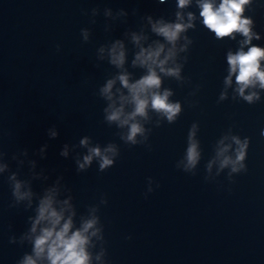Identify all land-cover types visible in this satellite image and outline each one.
I'll return each instance as SVG.
<instances>
[{
  "label": "water",
  "instance_id": "water-1",
  "mask_svg": "<svg viewBox=\"0 0 264 264\" xmlns=\"http://www.w3.org/2000/svg\"><path fill=\"white\" fill-rule=\"evenodd\" d=\"M201 2L191 0L181 9L178 0H0V165H8L0 173V264L35 258L31 228L50 189L53 207L63 214L61 225L71 218L73 231L98 206L108 254L97 260L100 241L90 237V264H264V89L258 84L246 89L245 95L255 91L260 100L244 101L227 61L241 48L264 49V0L244 6L242 17L251 20L255 34L251 44H243L246 37L238 32L235 39H217L203 24ZM212 2L218 6L221 0ZM160 21L193 24L180 34L176 55L165 65L180 66L181 79L157 68L160 91L172 92L169 100L181 103V113L169 124L149 110L150 119L141 122L151 148L129 146L118 135L126 128L104 120L109 102L100 88L122 73L130 82L146 75V68L133 66L142 49L164 44V59L172 45L153 31ZM134 37H140L138 43ZM117 40L125 50L122 69L109 63ZM260 64L264 71V59ZM117 89L128 95L118 80L113 87L118 98ZM190 131L201 154L196 175L183 171ZM234 136L249 141L247 172L232 173L230 180L231 166L221 170L218 151L231 145L225 155L235 159ZM85 137L89 144L82 146ZM109 143L120 148L114 167L101 172L94 158L78 171L76 160L89 148L103 151ZM65 146L67 157L61 155ZM13 173L22 192L32 191L31 206L12 196ZM149 177L155 191L146 198ZM104 197L107 205L100 203ZM45 226L46 221L37 234Z\"/></svg>",
  "mask_w": 264,
  "mask_h": 264
},
{
  "label": "clouds",
  "instance_id": "clouds-1",
  "mask_svg": "<svg viewBox=\"0 0 264 264\" xmlns=\"http://www.w3.org/2000/svg\"><path fill=\"white\" fill-rule=\"evenodd\" d=\"M191 0H178L179 8L186 7ZM249 4V0H221L220 4L216 6L212 0H203L199 4L201 11L200 16L203 17V24L211 32L215 34L217 39L223 37H231L234 32L241 33L246 39L243 44H251L253 36L255 35L251 31V20L242 17L244 6ZM95 13V10H93ZM176 17L182 21L183 16L177 12ZM192 13H188V19H193ZM151 18L149 17V20ZM92 23H95L93 19ZM193 28L191 22L185 24L178 23H163L160 21L152 25V29L159 36H162L172 45V48L168 49L167 55L164 59H160L161 54L165 51V45L157 43L155 48L142 49L135 57L133 66L139 65L142 68L147 69V74L134 82L129 81V74L122 73L113 79H108L107 82L100 88L101 97L108 101L107 107L103 109L104 120L109 124H115L119 129H125L123 133H119V139L124 144L129 146L145 145L149 149L151 144H146L147 136L145 135L146 129L141 122L148 121L149 110L154 111L158 116L165 119L169 124H174L178 120V114L181 113L180 102H170L169 97L172 92L165 88L160 91L162 80L161 76L157 72L162 73L166 77H175L177 80L181 79L180 66L165 67L169 60L173 59L176 55V42L180 38V34L187 29ZM83 39L85 42L89 39V30L84 28L81 30ZM259 39V36L255 37ZM139 42L140 37H134ZM187 39V37H185ZM59 51V45L57 46ZM184 49L181 48V51ZM101 53L104 52V48H100ZM111 65L117 68H123L125 64V50L121 41L117 40L110 49ZM264 59V49L252 46L248 51H244L241 48L235 54L229 53L227 55V61L230 65V70L236 77V82L239 85L237 92L239 96L243 98L248 104H253L255 101L260 100V96L257 92L253 91L249 95H245V90L248 88H255L257 84L261 89H264V71H261V60ZM117 80L120 82L123 89L128 90V95H124L121 89H117L120 93L117 98L113 93V87ZM227 84L232 83V76L229 75ZM225 97L222 95L221 99ZM131 105V111H125V106ZM139 118V119H138ZM159 126V124L157 125ZM261 135H264L262 131ZM51 136L56 137L57 132L51 131ZM138 137L141 139L138 140ZM237 145L235 149V159L232 156L225 155L231 145L223 146L218 151V156L223 157L220 163V168L223 170L231 166V172L229 173V179L231 180L232 173H239L241 171L247 172V167L244 163L249 148V141L245 138L241 141L239 137L232 138ZM223 145V141L220 142ZM82 146L89 144V138L85 137L80 141ZM4 153L0 151V156ZM62 156L67 157L68 151L65 146ZM200 151H198V143L194 140V132H189L188 145L185 149V165L183 171L185 173H191L196 175L193 171L199 160ZM120 157V148L116 143H109L106 148L101 150L99 146L89 148V154L84 155L82 161L76 160L78 165V171H83L92 164L94 158H97L99 171L105 172L106 170L115 166L117 159ZM8 165H0V173L7 169ZM209 170L211 164L208 165ZM207 180V177H205ZM9 185L12 190V196L17 202L28 199L29 206H31L32 191H21L22 183L16 179L15 173L8 177ZM155 181L148 178V188L145 193L147 198L148 194L155 191L153 184ZM159 187V184H156ZM55 190L50 189L48 194L44 196L40 201L37 208L38 215L32 225L31 232L34 235V256L26 255L21 264H37V260L47 259L49 264H90L91 254L88 251V245L90 243V237H97L100 241V252L96 256L97 260L107 256V248L105 244L107 241L104 236V226L101 223V217L95 213L99 210L98 206L92 209L93 215L91 218L86 219L83 222L82 228L73 231V221L71 218L67 222L61 225L63 219L62 212H58L54 207ZM67 203V201H65ZM100 203L107 205L108 200L104 197L100 200ZM15 207V205H10ZM47 222L48 226L40 228L37 234V229L42 222ZM100 225L97 227V225ZM90 234V235H89ZM128 239H131L129 236ZM14 242V239L11 240ZM94 246V245H93Z\"/></svg>",
  "mask_w": 264,
  "mask_h": 264
}]
</instances>
